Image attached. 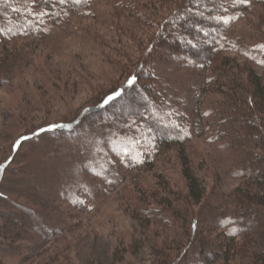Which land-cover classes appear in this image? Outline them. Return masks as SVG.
Segmentation results:
<instances>
[{
    "label": "rangeland",
    "instance_id": "1",
    "mask_svg": "<svg viewBox=\"0 0 264 264\" xmlns=\"http://www.w3.org/2000/svg\"><path fill=\"white\" fill-rule=\"evenodd\" d=\"M134 2L152 20H162L164 8L159 0ZM65 25L48 24L42 38L20 39L17 66L11 79L0 87V212L20 214L25 209L29 216L31 211L36 216L29 217L32 224L12 249L2 247L0 264H156L154 244L189 238L185 220L179 219L186 210L180 200L173 204L182 208L174 213L178 221L175 232L167 227L171 226L169 220L147 221L137 215L131 204L141 200L142 184L133 180V175L145 178L156 190L169 181L170 187L183 192L179 152L164 153L155 171L145 167L123 171L127 176L124 185L112 191L103 181L105 151L91 147L80 151L75 146L79 141L74 136L84 132L86 125L74 133H45L96 105L101 96L123 84L126 70H138L145 51L137 49L129 35L135 32L137 37H146L150 29L144 33L140 21L127 11L116 12L106 1L97 2L92 15L73 18ZM230 31L241 39L246 57L255 49L258 56L247 62L264 72V7L248 13ZM253 43L257 47L251 46ZM244 60H240L242 64ZM184 67L166 75L174 81L182 105L186 104L194 118L204 116L207 123L190 130L186 147L196 174L207 187L205 199L193 205V212L201 216L207 205L215 202L229 214L236 210L231 193L245 180L235 160L236 141L234 145L229 141L238 130L231 119L234 115L216 84L203 88L205 71ZM222 116L230 135L224 136L219 125ZM41 133L33 142L25 140ZM238 135L242 137V133ZM116 155L118 158V152ZM160 201L161 197L153 195L141 203L158 207ZM0 220L5 219L0 216ZM203 231L219 234L211 226Z\"/></svg>",
    "mask_w": 264,
    "mask_h": 264
},
{
    "label": "trees",
    "instance_id": "2",
    "mask_svg": "<svg viewBox=\"0 0 264 264\" xmlns=\"http://www.w3.org/2000/svg\"><path fill=\"white\" fill-rule=\"evenodd\" d=\"M99 1L108 2L116 12L127 11L142 23L144 33L145 29H150L146 37H137L135 32L129 35L137 49L144 48V58L138 60V70H126L123 84L101 96L96 105L84 108L75 120L63 127L45 133H74L86 125L84 132L74 136L79 141L75 146L80 151L89 147L105 151L108 156L103 160L106 167L103 181L112 191L124 185L127 176L123 171L144 167L153 171L164 153L179 152L185 180L183 192L170 187L169 181L161 190H156L145 178L140 180L133 175V180L142 184L140 199L145 202L156 195L161 197L157 204L162 206L147 207L138 198L131 204L137 215L140 213L147 221L169 220L167 223L171 226L167 227L175 232L178 221L173 218L176 217L174 213L178 209L186 210V217L181 213L179 219L185 220L189 238L154 244L157 246L154 248L156 264H264V72L247 62L250 59L253 62L258 56L255 49L246 57L241 52V39L230 31L231 26L248 13L264 7V0H247L246 3L239 0H159L160 8H164L159 21L152 20L134 0H81L80 3L75 0L64 3L61 0H20L19 3L0 0V87L11 79L17 66L20 39L42 38L47 34L48 24L60 28L73 18L92 15ZM241 59L246 63L242 64ZM184 66L205 71L203 88L216 84L217 92L221 91L230 102L234 115L231 119L238 130L229 141L232 145L236 141L235 160L245 179L231 193L236 206L232 214H227V209L223 205L218 207L215 202L208 204L201 216L193 212V205L205 199L207 187L196 174L186 147L190 130L207 123L204 116L196 119L186 104L182 105L174 81L166 75L182 71ZM133 77L134 82L129 84ZM114 93L119 95L109 101L107 98ZM219 125L224 128V136L230 135L226 133V118ZM41 135H29L25 140L33 142ZM244 136L247 140H243ZM119 151L130 153L123 155ZM102 188L105 189L104 185ZM178 200L183 204L177 209L173 204ZM167 213L172 216H166ZM0 216L5 219L0 220V250L2 247L12 249L17 238L25 234L30 216L25 209H21L20 214L0 212ZM210 226L219 234L203 231Z\"/></svg>",
    "mask_w": 264,
    "mask_h": 264
},
{
    "label": "snow or ice",
    "instance_id": "3",
    "mask_svg": "<svg viewBox=\"0 0 264 264\" xmlns=\"http://www.w3.org/2000/svg\"><path fill=\"white\" fill-rule=\"evenodd\" d=\"M64 2H66V0H61V3H64ZM75 2H76V3H80L81 0H75ZM239 2H241V3H246L247 0H239ZM134 79H135V78L133 77L132 79H130V80L128 81V83H129V84H132V83L134 82ZM118 95H119V93H114L113 96H109L107 99L110 101V100L114 99L115 96H118ZM106 102H107V101H106ZM0 167H2V166H0Z\"/></svg>",
    "mask_w": 264,
    "mask_h": 264
}]
</instances>
